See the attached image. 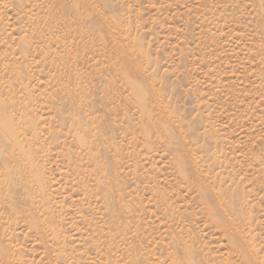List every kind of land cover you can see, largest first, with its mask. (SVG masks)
I'll return each instance as SVG.
<instances>
[{"label":"rangeland","instance_id":"374dc122","mask_svg":"<svg viewBox=\"0 0 264 264\" xmlns=\"http://www.w3.org/2000/svg\"><path fill=\"white\" fill-rule=\"evenodd\" d=\"M0 264H264V0H0Z\"/></svg>","mask_w":264,"mask_h":264}]
</instances>
